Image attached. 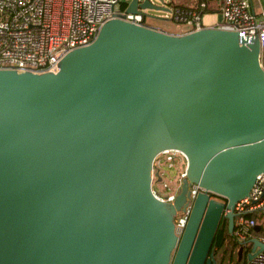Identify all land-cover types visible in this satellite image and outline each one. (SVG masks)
I'll return each instance as SVG.
<instances>
[{
    "label": "water",
    "instance_id": "95a60500",
    "mask_svg": "<svg viewBox=\"0 0 264 264\" xmlns=\"http://www.w3.org/2000/svg\"><path fill=\"white\" fill-rule=\"evenodd\" d=\"M159 1L126 11L167 10ZM261 51L258 36L123 17L56 72L0 69V264H215L222 219L233 233L235 204L264 172ZM169 149L203 189L181 236L183 200L152 188ZM251 242L249 259L264 249Z\"/></svg>",
    "mask_w": 264,
    "mask_h": 264
},
{
    "label": "built area",
    "instance_id": "2783aa9c",
    "mask_svg": "<svg viewBox=\"0 0 264 264\" xmlns=\"http://www.w3.org/2000/svg\"><path fill=\"white\" fill-rule=\"evenodd\" d=\"M123 1L0 0V69L56 72L63 56L74 48L90 44L106 21L124 17L128 21L144 24L147 15L127 12L128 5L124 8ZM170 3L169 9L165 2L166 11L172 14L167 18L184 26L186 31L183 33L204 27L203 16L209 8L208 0H196L189 7L180 5L179 0H170ZM219 11L222 22L218 27L237 31L244 38L259 37L263 61L264 19L251 10V0H219ZM186 168L187 157L179 150H165L156 156L152 188L159 199L175 202L178 190L187 177ZM201 191L203 189L198 184L192 183L189 204L176 213L175 229L179 236L185 231L194 201ZM262 211L264 172L258 175L250 193L235 204L234 235L243 247L253 246V238L264 242V237L255 233L258 221L254 214ZM246 264H264V249L248 258Z\"/></svg>",
    "mask_w": 264,
    "mask_h": 264
},
{
    "label": "trees",
    "instance_id": "16d2710c",
    "mask_svg": "<svg viewBox=\"0 0 264 264\" xmlns=\"http://www.w3.org/2000/svg\"><path fill=\"white\" fill-rule=\"evenodd\" d=\"M208 1L210 2V0ZM123 7H126L125 4H123ZM207 11H210V8H208ZM143 23L150 26L147 23L146 16ZM259 214L262 213H255L254 217L258 220H262L263 216ZM258 226L260 229L259 231H256ZM258 226L255 228V233L260 234L264 230V222ZM241 247L242 246L235 238L234 233H231L229 230L228 219L224 217L220 223L212 248V251L214 252L215 264H246L252 245L245 246L244 250L242 249V252Z\"/></svg>",
    "mask_w": 264,
    "mask_h": 264
},
{
    "label": "crops",
    "instance_id": "0c3cea01",
    "mask_svg": "<svg viewBox=\"0 0 264 264\" xmlns=\"http://www.w3.org/2000/svg\"><path fill=\"white\" fill-rule=\"evenodd\" d=\"M128 1V0H127ZM126 0L122 4H129ZM196 0H179V4L184 7L193 6ZM210 11L203 16L204 27H218L222 22V15L219 11V0H210ZM251 10L259 17L264 19V0H251ZM148 17V16H147ZM147 23L156 29H160L169 33L181 34L186 31L184 26L175 23L170 18L151 17L147 18ZM263 218L258 220V225L264 222V211L260 212Z\"/></svg>",
    "mask_w": 264,
    "mask_h": 264
},
{
    "label": "rangeland",
    "instance_id": "374dc122",
    "mask_svg": "<svg viewBox=\"0 0 264 264\" xmlns=\"http://www.w3.org/2000/svg\"><path fill=\"white\" fill-rule=\"evenodd\" d=\"M154 2L161 5V2L159 0H154ZM165 2L167 3V7L170 9V6H171L170 0H165ZM145 12L149 18L153 16L160 17V18H166V17H171L172 15L170 11H166V10H146ZM262 64L264 66V60L262 61ZM190 189H191L190 181H185V182L183 181L182 186L179 188L178 195H177V197L183 200L179 210L184 209L189 204L190 197H191ZM256 235L264 237V230L260 234L256 233Z\"/></svg>",
    "mask_w": 264,
    "mask_h": 264
},
{
    "label": "flooded vegetation",
    "instance_id": "af4514ba",
    "mask_svg": "<svg viewBox=\"0 0 264 264\" xmlns=\"http://www.w3.org/2000/svg\"><path fill=\"white\" fill-rule=\"evenodd\" d=\"M219 200V199H218ZM234 233V232H233ZM242 246V245H241ZM242 249L244 250V247L242 246L241 247V252H242ZM212 253H213V256H214V252L212 251Z\"/></svg>",
    "mask_w": 264,
    "mask_h": 264
}]
</instances>
